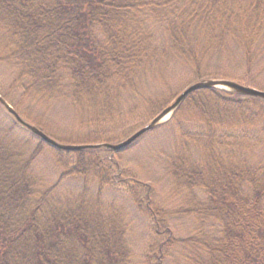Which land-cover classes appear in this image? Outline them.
<instances>
[{
  "label": "trees",
  "instance_id": "1",
  "mask_svg": "<svg viewBox=\"0 0 264 264\" xmlns=\"http://www.w3.org/2000/svg\"><path fill=\"white\" fill-rule=\"evenodd\" d=\"M156 29L167 35V48L157 45ZM0 48L5 51L0 61L18 66L13 82L21 81L27 91L53 95L64 77L75 105L86 100L114 118L118 96L111 91H135L137 72L158 63L159 55L161 62L169 56L192 62L196 81L203 52L239 49L244 76L227 78L263 89L255 80L254 60L264 51V0H0ZM178 94L144 100L146 118L153 119ZM185 115L198 126L187 130L179 124L183 141L168 156L170 179L176 190L186 192L184 208L168 213L156 207L150 183L144 186L133 176L120 183L134 204L144 203L156 233L164 236L152 252L164 258V251L170 256L176 244L197 242L199 247L181 249L178 258L174 253L173 264H264V99L202 88L187 95L169 120ZM12 118L0 128V264H133L125 226L129 220L119 207L109 204L103 210L101 203L104 188L120 179V154L135 140L115 151L62 150L39 140L26 154L10 136L13 128H23ZM190 143L200 155L191 154ZM42 145L61 170L46 189L32 173ZM97 153L104 155L98 158ZM90 172L95 195L87 196L84 182L77 193L71 189L73 197L54 196L63 179ZM134 186L136 192L142 186L140 193L132 194ZM173 214L196 217L198 238L175 240L167 222ZM209 223L218 234L204 231Z\"/></svg>",
  "mask_w": 264,
  "mask_h": 264
},
{
  "label": "rangeland",
  "instance_id": "2",
  "mask_svg": "<svg viewBox=\"0 0 264 264\" xmlns=\"http://www.w3.org/2000/svg\"><path fill=\"white\" fill-rule=\"evenodd\" d=\"M155 33L157 45L167 48L169 44L167 35L159 29H156ZM200 44H206V41H200ZM227 44L234 49L233 42ZM164 50L168 51L167 49ZM231 52L232 54L221 52L212 54L209 50L203 52L199 68L200 80H231L227 77L244 76L245 68L241 51L238 49L237 51L231 50ZM3 55H5V51L0 50V57ZM158 58V63L152 66L147 65L137 72L135 76L137 89L135 91L131 92L129 88H121L115 92L111 91L112 94L118 96L117 105L113 109L114 118L107 117L104 110L97 112L93 106L87 105L86 100L82 104L76 103L75 105L71 98L70 86L64 77H61L63 84L60 86V91H55L56 93L53 95L27 91L21 81L13 82L15 78L18 79V66L6 60L0 61V95H3L2 98L23 120L42 130L57 142L75 144L91 139H119V142L152 120L146 118L144 100L163 95L168 96V94L171 95L175 92L180 93L190 84L200 81H194L197 67L192 62L183 61L178 56H169L168 60L163 62L160 61V55ZM255 61L258 64L256 66L257 77H255L256 75L254 77L257 84L263 86V89L245 85L233 79L232 81L264 91V51L258 53ZM261 67H263V71H259ZM57 92L60 94H57ZM131 107L134 108L133 113H130ZM171 114L161 119L157 124L158 126H154L151 130L141 134L130 147L120 154L121 158L117 162L120 179H116L117 185L110 187L111 189L105 187L102 193L104 201L101 203L102 209L105 210L107 205L113 204L122 209L124 220H129L125 226L128 228V248L131 252L130 256H132L131 262L133 264H173L172 255L174 253L178 258L181 249L183 253L184 248L188 252L191 247L198 246L197 242H192L193 245L190 243L189 246L187 244H180V246L176 244L171 249L174 250L170 255L171 257L165 251L164 258L161 255L156 256L152 250L155 246L160 245L164 236L156 233L157 229H155L154 223L146 212L144 203H142V206L134 204L121 185L123 180L133 176L138 183L144 186L150 183L154 191L152 203L156 207L167 210L168 213L180 211L184 208L186 192L184 189L176 190L174 187L175 183L172 178L170 179L168 171V156H172L183 141L179 135V124L187 130L196 128L198 124L193 122L191 115L188 117L186 115L184 117L178 116L173 120H169ZM86 115L90 119L86 118ZM93 115L100 117L98 121H94ZM12 117L0 103V128L4 129V126H8L7 124L13 120ZM130 132L132 133L129 135ZM10 136L21 144L22 150L26 154L32 152L40 140L38 136L24 126L20 129L18 127L13 128ZM189 149H191L192 155H200L199 150L195 149L192 143H190ZM94 155L100 158L104 153ZM252 157L255 156L252 155ZM70 158L72 162H75L72 154H70ZM60 172L54 154L48 146L42 145L38 156L32 163V173L37 183L45 189L49 188ZM92 173H88L87 176L79 174L74 179H63L60 186L53 193L54 196L66 198L69 195L73 197L72 190H76L77 193L84 182L88 183L87 196L95 195L97 187H93L95 184H93L94 177ZM136 186H138L137 183ZM136 186L132 191L134 195L140 193L142 187H137L138 192H136ZM202 195L203 192L199 191L200 198L203 197ZM167 222L175 240L187 241L193 237L198 238L196 234L201 223L196 217L173 214ZM210 225L211 223L204 225V231L209 232L210 235L218 234L219 230ZM148 255H150L149 258H147Z\"/></svg>",
  "mask_w": 264,
  "mask_h": 264
},
{
  "label": "water",
  "instance_id": "3",
  "mask_svg": "<svg viewBox=\"0 0 264 264\" xmlns=\"http://www.w3.org/2000/svg\"><path fill=\"white\" fill-rule=\"evenodd\" d=\"M202 88H218V89H227V91H235L246 95H252L257 96L262 99H264V91L259 90L256 88L248 87L241 85L235 81L232 80H200L197 82H194L187 86L185 89H183L176 98L164 109H162L148 124H146L144 127L138 129L136 132L125 138L124 140L117 142V143H97V144H64L55 141L51 137H49L47 134H45L42 130L38 129L37 127L29 124L25 120H23L18 113L2 98L0 95V103L2 106L14 117V119L19 122L22 126H24L26 129L30 130L33 134L39 137L41 141H44L45 143L49 144L52 147L62 149V150H79L82 148H99L104 147L111 149L113 151L120 150L133 142L136 138H138L141 134L151 130L156 126L161 119L164 117L170 115L174 109L178 106V104L192 91Z\"/></svg>",
  "mask_w": 264,
  "mask_h": 264
}]
</instances>
